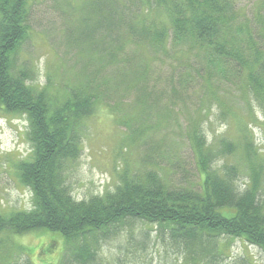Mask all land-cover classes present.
Returning <instances> with one entry per match:
<instances>
[{
	"label": "trees",
	"instance_id": "16d2710c",
	"mask_svg": "<svg viewBox=\"0 0 264 264\" xmlns=\"http://www.w3.org/2000/svg\"><path fill=\"white\" fill-rule=\"evenodd\" d=\"M58 2L63 19L91 15L84 20L91 33L64 35L80 75L61 80L63 90L53 91L49 76L39 85L32 64L19 59L31 33V0H0V110L27 119L31 157L20 160L17 169L34 204L0 212V232H59L73 264L96 262L102 242L136 223L144 228L138 246L131 244L135 251L161 242L197 263L220 264L228 240L241 238L264 253V156L254 135V127L264 131V119L254 110L264 117V0L255 2L252 12L238 0ZM166 65L170 92L164 99L167 90L155 74ZM214 88L235 93L248 107L239 115L219 101L220 117L239 118L237 141L228 136L209 141L204 131L203 117L213 114L211 100H218ZM102 105L112 112H135L133 120L140 121L134 129L117 114L116 121L129 128L121 153L150 139L154 130L168 129L137 161V171L123 161L114 190L77 199L69 165L81 157L86 121ZM151 112L161 120L153 128L141 125ZM168 133L182 136L191 149L192 169L183 182L175 178L178 167L186 169L178 160L180 142L167 144ZM241 154L242 166L217 164L220 156ZM241 174L249 178L244 189L238 185Z\"/></svg>",
	"mask_w": 264,
	"mask_h": 264
},
{
	"label": "rangeland",
	"instance_id": "374dc122",
	"mask_svg": "<svg viewBox=\"0 0 264 264\" xmlns=\"http://www.w3.org/2000/svg\"><path fill=\"white\" fill-rule=\"evenodd\" d=\"M258 1L238 0V5L252 12L257 5L255 2ZM76 2L82 5V0H75L74 3ZM31 4V33L23 45L19 59L32 64L37 72L36 82L39 85H45L49 76L54 84L52 90L61 91L62 87L59 84L62 81L66 83L70 78L73 79V75L75 77L80 75L79 64H75L76 57L67 46L64 35L74 33L80 38L87 37L91 33V25L84 23V20L90 18L91 15L84 12L83 15L79 14L75 21L69 14H66L63 19L64 14L59 9L58 0H31ZM95 20L96 18H93V22ZM65 24L68 26L66 32L64 31ZM81 45L85 47L83 41ZM155 75L161 78L162 87L167 90V93L162 96L165 99L170 92L166 82L169 67L166 65L158 69ZM214 91L218 100H211L213 114L210 116L209 113L203 117V127L208 140L228 136L237 141L240 136L237 132L239 118L220 117L219 112L222 108H220L219 101H223L224 110L237 112L239 115H246L249 112L248 107L235 93L218 88H214ZM130 96L128 101L133 99V96ZM193 101L197 102L196 98ZM187 103L191 107L194 105L191 101ZM254 110L259 120L262 121L264 117L261 111L257 107ZM117 114L121 116L120 118L125 115L126 119L128 118L132 123V128L140 127V121L133 120L136 116L135 112H112L107 105L97 108L95 115L86 121L82 155L79 160L69 165L68 181L77 199L87 198L92 194H103L106 190H114L120 178L119 172L124 168V162L132 171H137L139 169L137 161L142 156H144L143 159L147 157L146 155L150 152L149 148L168 129L164 127L154 130L155 135H152L150 139L142 140V143L132 145V147L126 146L124 154L120 152V149L125 145L124 143L129 142L127 138L129 128L127 129L116 121ZM185 117H187L186 113L182 118ZM141 119H143L141 125H151L153 128L161 117L159 118L158 112H151L149 118L145 116ZM243 120L247 121L245 118ZM182 123H184L183 120ZM27 128L28 122L25 116L0 110V212L3 213L29 210L34 206L31 190L20 183L17 169L20 160L31 157V144L26 138ZM254 130L255 144L259 153L264 156V131L257 127H254ZM152 132L153 130H150V133ZM123 134L126 136L124 137ZM178 141L180 142L179 155L182 158L178 159L179 164L184 165L186 169L178 167L176 170L178 175L175 178L183 182L187 170L192 169V163L191 165L189 163L190 155H192L191 149L182 136L172 133L166 135L165 142L170 146L177 147ZM224 163L242 166V154L220 156L217 164ZM248 181V176L241 174L238 185L244 189ZM146 227L151 236L155 238L157 234L152 231V225ZM143 228L144 225L140 223L120 227L116 236L101 243L98 247L97 260L91 264H186V261L188 264L189 261L193 264H203V262L192 261L189 254L177 247H165L161 242L155 246L151 243L147 251L143 248L139 251L133 250L131 244L138 246L139 242L136 240L141 239ZM228 242L220 264H264V253L258 247L241 238H232ZM66 250V239L59 232L49 230H36L26 234L0 232V264H73L74 261L69 263L70 259Z\"/></svg>",
	"mask_w": 264,
	"mask_h": 264
},
{
	"label": "bare ground",
	"instance_id": "6f19581e",
	"mask_svg": "<svg viewBox=\"0 0 264 264\" xmlns=\"http://www.w3.org/2000/svg\"><path fill=\"white\" fill-rule=\"evenodd\" d=\"M261 2V1H260ZM257 9V8H256ZM261 16V15H260ZM255 17V16H254ZM245 19V18H244ZM253 51V50H252ZM16 208V207H15ZM33 210V209H32ZM1 253V252H0Z\"/></svg>",
	"mask_w": 264,
	"mask_h": 264
}]
</instances>
